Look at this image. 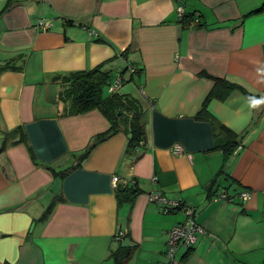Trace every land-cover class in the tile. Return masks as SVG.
<instances>
[{
  "label": "crops",
  "instance_id": "crops-1",
  "mask_svg": "<svg viewBox=\"0 0 264 264\" xmlns=\"http://www.w3.org/2000/svg\"><path fill=\"white\" fill-rule=\"evenodd\" d=\"M100 66L105 99L140 102L146 139L129 155L117 133L81 161L111 123L97 108L73 113L64 94ZM0 70V264H115L121 247L124 264H264V0H0ZM215 78L237 86L206 107L242 137L230 157L197 119ZM116 176L136 180L132 202L118 203ZM151 193L192 208L205 230L176 263L169 232L187 216Z\"/></svg>",
  "mask_w": 264,
  "mask_h": 264
},
{
  "label": "trees",
  "instance_id": "trees-1",
  "mask_svg": "<svg viewBox=\"0 0 264 264\" xmlns=\"http://www.w3.org/2000/svg\"><path fill=\"white\" fill-rule=\"evenodd\" d=\"M194 20L195 19H189L186 12L184 17L181 18V22L184 25H188V27H191ZM109 80V73L104 70L103 66L97 67L91 71L73 74L67 80L68 90L65 92L64 98L73 102V113L80 114L97 108L104 113L111 123V129L97 136L87 150L81 155V161L86 160L91 155L97 144L117 133L123 132L127 135L128 147L126 153L129 155L136 152V149H138L146 139V130L143 120L144 111L140 102L129 95H121L119 93L113 94L111 97L105 99L104 88L108 85ZM214 82V89L206 100L201 112L198 114L197 119H208L215 137L214 150H221L226 157H230L234 150L241 144V141H243L242 137L236 135L218 120L209 117L206 107L212 98H227L237 86L218 78H215ZM60 175L65 176L66 172ZM136 185V180L126 183L125 186H122L121 182L118 184L115 189L116 198L120 205L124 202H132L135 199V196L139 193V191L134 188ZM50 213L51 209L48 210L44 219L47 218ZM131 254V249L121 247L112 252L110 257L114 260L115 264H124V262L130 258Z\"/></svg>",
  "mask_w": 264,
  "mask_h": 264
},
{
  "label": "built area",
  "instance_id": "built-area-1",
  "mask_svg": "<svg viewBox=\"0 0 264 264\" xmlns=\"http://www.w3.org/2000/svg\"><path fill=\"white\" fill-rule=\"evenodd\" d=\"M180 18H183L185 15V9L183 7L178 8ZM197 22H192L191 27L193 28ZM36 27L42 31H48L51 27V23L45 20H39ZM134 70H132L133 72ZM122 85L121 79L116 80L115 84L111 86L109 92H116L117 89H120ZM173 151L176 154H182V147L179 145L174 146ZM120 178L118 176L113 178V185L116 188L120 183ZM243 200L248 198V194L244 193L241 195ZM149 201L151 203H157L163 206L164 212L169 213L174 209H182L186 216L187 220L183 224L176 225L170 232L168 238V250L167 257L169 262L176 263V255L181 248H192L195 246L199 240V237L205 234L204 228L198 224L196 220L195 211L183 205L181 202H174L169 200L167 197L163 196L160 193H151L149 195ZM127 233L120 231L116 234V240H122L126 237Z\"/></svg>",
  "mask_w": 264,
  "mask_h": 264
},
{
  "label": "water",
  "instance_id": "water-1",
  "mask_svg": "<svg viewBox=\"0 0 264 264\" xmlns=\"http://www.w3.org/2000/svg\"><path fill=\"white\" fill-rule=\"evenodd\" d=\"M74 165H75V161L73 159H71L67 165H65V166H59L58 168H56L55 171L57 173H64V172L72 169Z\"/></svg>",
  "mask_w": 264,
  "mask_h": 264
}]
</instances>
